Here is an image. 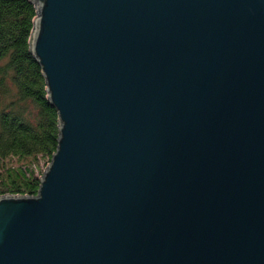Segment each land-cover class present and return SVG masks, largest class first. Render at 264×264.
<instances>
[{
  "label": "water",
  "instance_id": "95a60500",
  "mask_svg": "<svg viewBox=\"0 0 264 264\" xmlns=\"http://www.w3.org/2000/svg\"><path fill=\"white\" fill-rule=\"evenodd\" d=\"M57 111L0 264H264V0H30Z\"/></svg>",
  "mask_w": 264,
  "mask_h": 264
},
{
  "label": "trees",
  "instance_id": "16d2710c",
  "mask_svg": "<svg viewBox=\"0 0 264 264\" xmlns=\"http://www.w3.org/2000/svg\"><path fill=\"white\" fill-rule=\"evenodd\" d=\"M35 16L30 0H0V195L35 194L57 144V111L29 49Z\"/></svg>",
  "mask_w": 264,
  "mask_h": 264
},
{
  "label": "rangeland",
  "instance_id": "374dc122",
  "mask_svg": "<svg viewBox=\"0 0 264 264\" xmlns=\"http://www.w3.org/2000/svg\"><path fill=\"white\" fill-rule=\"evenodd\" d=\"M7 161H9V160H7ZM41 167H42V171H43V169L45 168V165H43V164L41 163Z\"/></svg>",
  "mask_w": 264,
  "mask_h": 264
}]
</instances>
